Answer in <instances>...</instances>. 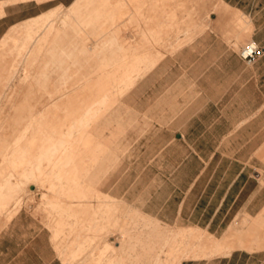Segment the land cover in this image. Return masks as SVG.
Segmentation results:
<instances>
[{
	"label": "rangeland",
	"instance_id": "374dc122",
	"mask_svg": "<svg viewBox=\"0 0 264 264\" xmlns=\"http://www.w3.org/2000/svg\"><path fill=\"white\" fill-rule=\"evenodd\" d=\"M179 1L32 0L26 10L8 18V23L0 26V89L5 88L15 73L14 70L19 69V76L9 83L11 91H16L11 93L13 101L10 106L12 109L17 108V113L23 115L26 121H31L30 125L35 127L28 131L26 144L32 134L36 135L34 143L26 146L29 149L26 161L21 165H13L8 161L7 173L22 169L33 170L34 156L47 150L50 144L65 134L85 107L102 94L104 85H114L110 88L109 104L101 108L103 110L86 125L85 131L76 130L80 136H84L89 150L92 141L96 149V137L95 134L91 135V128L95 130L99 117L129 90L132 82L124 88L120 84L124 74L128 71L132 72L133 78L137 77L140 72L135 69L148 61L150 53L158 50L155 56L162 54L155 71L149 74L132 100L110 121V125L121 128L112 147L115 149L120 144L127 148L119 166H115L104 181L98 182L102 192L118 201L122 215L129 209H140L157 219L166 229L165 233L125 232V239L132 240L131 244L139 245L126 248L125 261L138 250L141 253L147 252L141 256L146 264H157L159 259L163 264H177L183 257H187L185 261H191L197 259L192 257L225 254L233 249L227 246L229 244L250 251L264 249V210H259L257 214L239 213L222 237L189 224L187 218L181 216L180 201L188 184L190 169L186 167L189 153L183 150L184 146L178 140L182 122L180 113L182 108L185 113L188 109L190 84L193 85L203 74L197 70V65L201 67L212 58L208 43H211L213 33H220L238 54L240 48L251 39L246 34L234 46L235 38L225 32L228 21L229 24L237 22H233L237 20L236 12L228 7L218 9L215 4L219 0H183L192 5L188 7H182L178 4ZM197 3L205 5L208 12L204 15H207V19L219 20L216 31L209 27L206 29L205 24L182 22L187 16H192V12L193 15L201 14L202 9L193 7ZM190 18L192 17L188 19ZM181 32H188L183 40L178 36ZM4 35L6 36L3 37ZM29 35L32 38L40 36L31 55H27L25 51L32 40L28 39ZM111 37H115L121 47L109 44ZM189 37L194 38L187 43ZM55 46L58 47L54 50L56 55L64 51V61L50 78L55 80L49 82L46 88L62 91L65 87V69L70 74V83L85 85L83 95L69 103H63L44 92L38 97L32 96L34 92L25 94L31 88L35 91V80L40 70L48 69L51 60L49 51ZM30 73L33 74L28 79ZM88 77L93 80L87 81ZM105 133L109 135L110 131L106 130ZM85 150L86 147L79 150L75 159L67 166L61 161L59 167L41 171L36 177H29L27 188L22 193V205L32 202L13 220L11 228L3 233L0 240V264H62L63 260L59 258L61 254L51 240V232L45 226L46 216L35 212L39 202L50 207L57 205L52 204L53 199L38 200L33 192L56 191L62 198V203H74V199L69 200L68 192L75 186L72 177L84 170ZM12 153H9V157ZM218 159H222L221 165L216 169L218 175L226 173L231 178L243 163L246 165V173L251 174L256 181L252 186L259 184L264 188V151L217 153L215 162ZM233 159H236V165L230 164ZM213 168L212 165L209 170H214ZM53 169L59 176L68 169L63 181L64 190H56L58 182L54 178L55 184L46 180L53 177ZM3 176L4 174H0V178ZM41 197L46 196L42 194ZM5 229L7 228H1L0 234ZM181 229L183 232H177ZM119 235L120 233L114 232L108 238L115 242ZM65 236L69 240L73 237L66 233L59 239ZM147 238H153L156 247H143ZM99 240L98 236L93 241V247L100 245ZM87 245L92 244L88 242ZM101 253L104 257L94 264H108L105 260L108 253L104 250ZM65 263L74 262L68 260Z\"/></svg>",
	"mask_w": 264,
	"mask_h": 264
},
{
	"label": "crops",
	"instance_id": "0c3cea01",
	"mask_svg": "<svg viewBox=\"0 0 264 264\" xmlns=\"http://www.w3.org/2000/svg\"><path fill=\"white\" fill-rule=\"evenodd\" d=\"M29 2L32 0H0V26L8 23V18L26 10ZM179 2L182 7L192 6L183 0ZM215 6L218 9L228 7L236 12L237 20L233 22H237L229 24L228 21L225 32L235 38L234 46L247 34L250 35L249 41H255L264 48V0H219ZM193 7L202 9L201 14L193 15L192 12V16H187L182 22L205 24L206 29L209 27L216 31L219 20L206 18L205 5L197 3ZM189 17L192 18L188 19ZM187 34L188 32H181L178 36L183 40ZM193 38L189 37L187 43ZM208 46L212 58L201 67L197 65V70L203 74L193 85L190 84L188 109L185 113L182 108L180 113L182 122L178 140L184 146L183 150L189 153L186 167L190 169L180 207L182 218L186 217L189 224L222 237L239 213L257 214L259 210H264V188L259 184L252 186L256 181L251 174L246 173V165L242 163L239 171L229 178L226 173H216L222 159L216 162L214 160L217 153L264 151V54L255 62L247 63L217 32L212 34ZM157 51L150 53L148 61L135 69L140 74L132 80L129 90L99 117L95 130L91 128V135L95 134L96 137V149L94 141L91 142L90 150L86 144L84 170L72 177L75 186L68 193L69 200L74 199V203L68 202L69 207L65 208L56 191L33 192L38 200L53 199L52 204L57 205L50 207L39 202L35 212L46 216L45 226L51 232V240L61 254L62 259L60 256L59 258L63 260L62 264H67L65 262L68 260L73 261L72 264L76 260L77 264H94L104 257L101 250L108 253L105 258L108 264H120V261L126 259V248L139 246L131 244L132 240L125 239V232L166 231L157 219L151 218L140 209H129L122 215L118 201L98 187V182L104 181L111 170L119 166L127 148L120 144L115 149L112 147L121 133V128L110 125V121L132 100L149 74L155 71L157 61L162 58V54L155 56ZM106 130L110 131L109 135L105 133ZM236 163V159L230 161V164ZM212 165L214 170H209ZM40 194L46 197H41ZM31 202L28 201L18 208L1 227L7 229L1 232L0 240L3 233L13 225V220ZM114 232L120 235L115 242H111L108 237ZM66 233L73 237L70 240L66 236L59 239ZM98 236L101 243L93 247V241ZM88 242L92 245H87ZM144 242L143 247H156L153 238H147ZM227 246L233 249L225 254L192 257L197 259L191 261H185L186 257L177 264H264V249L250 251L236 248L232 244ZM138 252L141 253L139 250Z\"/></svg>",
	"mask_w": 264,
	"mask_h": 264
},
{
	"label": "bare ground",
	"instance_id": "6f19581e",
	"mask_svg": "<svg viewBox=\"0 0 264 264\" xmlns=\"http://www.w3.org/2000/svg\"><path fill=\"white\" fill-rule=\"evenodd\" d=\"M29 38L32 40L25 50L27 55H31L33 53V50L38 45L37 42L40 36L37 35L36 37L32 38V36L29 35L28 39ZM117 42L118 41L115 37H111L109 39V44H117L118 48L121 47V44H118ZM57 48L58 47L55 46L52 48V50L49 51V54L51 55L49 67L47 70H40L41 72L35 80L36 86H33L36 88L35 91L34 88H31L25 92L26 95H28V93L31 94L34 92L32 96L38 97L41 95V93L44 92L51 95L52 97H55L59 101H63V103L72 102L73 100H75V98L81 97L83 95L82 91L85 85L81 86L70 83V74L66 72V69L63 73V85L65 87L62 91L58 92L53 88H46L49 82H53L55 80L50 78L52 74L59 69V65H61L64 61V51H62L58 55L54 53V50H56ZM14 72V74L11 76L10 81L5 85V88L3 90L0 89V174H4V176L0 178V228L8 221V219L16 212V210L22 206V193L27 188V184L29 181L28 179L30 176L34 175L36 177L38 176L37 173H41V171L44 172L46 170L59 167V165H61V161L65 166H67L72 163V161L75 159L74 157L79 153V150L81 151V149H85L86 142L84 140V136H80L77 131H85L87 128L86 125H88L90 121L95 119L103 110L101 108L109 104L111 97L110 88L114 87V85H110V87L109 85H104L102 87V94L96 99L92 100V102H90L85 107L83 113L78 116L75 121H73L65 134L61 136V138L50 144L47 147V150L34 156L35 158L32 162L34 168L33 170L22 169L19 172L11 171L7 173L6 165L8 161L13 165H16L17 163L21 165L24 161H26L27 152L29 150L28 148H26V146L33 144L34 138H36V135L32 134L28 143L26 144L25 137L28 134V131L34 130L35 127H33L34 125H30L31 121H26L23 115H19L17 113V108L12 109V107L10 106L11 101H13L11 93L14 94L16 91H11L9 83H11L13 79L19 76V69H15ZM32 74L33 73H30L27 78L31 79ZM133 79L134 78L132 72L127 71L124 74L123 78L120 80L122 88L128 86L129 82H132ZM86 80L91 81L93 79L91 77H88ZM117 85H119V83ZM20 91L23 92V90ZM122 93L123 92H121V94ZM55 103L58 102L55 100ZM29 115L31 116V113ZM77 126H79L80 128H77ZM77 135L79 136L76 137ZM10 152H13L11 157H9ZM66 171H63L59 176L58 172L53 169V177H49L46 180L50 181V183L53 182V184H55V179L58 182L56 190H64L65 182L63 183V181ZM67 181H69V179H67ZM51 186L53 189H55L54 185ZM67 206L68 203L65 204V208ZM146 253L147 252L139 254L137 253L134 255L131 254L128 260L120 261V264H146V261L141 257ZM156 263L163 264L160 259L157 260Z\"/></svg>",
	"mask_w": 264,
	"mask_h": 264
},
{
	"label": "built area",
	"instance_id": "2783aa9c",
	"mask_svg": "<svg viewBox=\"0 0 264 264\" xmlns=\"http://www.w3.org/2000/svg\"><path fill=\"white\" fill-rule=\"evenodd\" d=\"M263 54L264 48L259 46L255 41H248L239 51L240 57L247 63L255 62Z\"/></svg>",
	"mask_w": 264,
	"mask_h": 264
}]
</instances>
